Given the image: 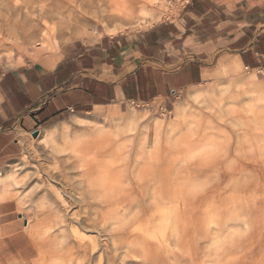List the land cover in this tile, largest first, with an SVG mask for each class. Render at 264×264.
Listing matches in <instances>:
<instances>
[{
	"label": "rangeland",
	"instance_id": "obj_1",
	"mask_svg": "<svg viewBox=\"0 0 264 264\" xmlns=\"http://www.w3.org/2000/svg\"><path fill=\"white\" fill-rule=\"evenodd\" d=\"M155 1L0 0V76L20 66L52 67L70 50L82 52L85 47L79 46L89 47L102 36L132 34L156 26L160 23L155 19ZM69 10H73L70 18H61ZM25 17L36 25L31 37L26 32L28 26L22 28ZM53 27H57L55 39L45 33ZM12 30L19 36L16 41L9 35ZM236 71L233 74L221 66L209 82L178 94L168 108L156 102L124 107L121 112L108 107L88 115L67 113L38 124L37 137L22 134L21 154L0 166V184L10 186L13 179L18 183L0 196V264H82L75 248L82 242L94 244L101 255L109 236L100 232L107 220L101 219L102 228L93 229L99 220L96 213L104 211L99 201L116 194L109 190L113 185L125 183L124 187L131 188L126 186L129 181L169 184L170 190L180 186L196 197L213 191L206 205L197 201L191 205L196 215L207 207L220 210L221 219L216 217L218 213L211 214V228L208 225L203 233L194 223L188 231L166 230L173 240L175 234L185 238L184 245L176 248L173 241L168 245L162 233L147 235L146 224L136 230V237L143 242L135 245L147 244L154 250L157 245L169 247L185 258L176 261L169 252L164 263L264 264V251L259 252L255 238L257 220L242 213L244 207L252 210L264 197V75H249L243 67ZM220 100L222 107L216 104ZM117 113L130 128L116 126L113 119ZM150 120L177 127L172 133L161 132L156 142L150 136L146 140L147 135H140V124ZM55 139L59 145L53 143ZM249 158L263 165L260 176L239 168L240 161ZM258 177L262 187L254 193L252 184ZM243 184L250 186L247 193L240 191ZM124 206L119 207L123 212ZM118 227L105 225L106 231ZM87 264H92V258Z\"/></svg>",
	"mask_w": 264,
	"mask_h": 264
},
{
	"label": "crops",
	"instance_id": "obj_2",
	"mask_svg": "<svg viewBox=\"0 0 264 264\" xmlns=\"http://www.w3.org/2000/svg\"><path fill=\"white\" fill-rule=\"evenodd\" d=\"M118 35L82 44V52L70 50L52 67L20 66L0 76V166L21 154L22 134L64 114L108 107L121 112L132 103L168 108L178 94L209 82L221 66L233 74L237 68H263L264 0H191L176 24ZM222 101L216 104L222 107ZM113 121L131 127L119 113ZM149 122L159 125V137L174 131L168 126L177 127L150 120L140 124L141 133ZM53 143L59 145L57 139Z\"/></svg>",
	"mask_w": 264,
	"mask_h": 264
},
{
	"label": "bare ground",
	"instance_id": "obj_3",
	"mask_svg": "<svg viewBox=\"0 0 264 264\" xmlns=\"http://www.w3.org/2000/svg\"><path fill=\"white\" fill-rule=\"evenodd\" d=\"M167 1L168 0H156L154 2L153 8L155 9L154 10L155 19L158 20L159 23H160V18H161L159 16V15H161L160 9H163L165 7ZM117 7L119 9H121L122 5H118ZM65 8L68 9V7L64 6V9ZM72 11L73 10H69V12L65 15L61 13L62 14L61 18H63V17L64 18H70V16L72 15L71 14ZM27 21L28 20L25 17V22H24L22 28L23 27L26 28V26H28V29L26 30V32H29L28 36H30V34L33 33V30H32L34 28L33 25L34 26H36V25L31 24L29 21L28 22ZM69 26H68V28H69ZM56 30H57V27H53L51 29H47L45 31V33L47 36L51 35V38L55 39L56 38V36H55ZM25 34L26 33H24V35ZM121 34H123V33H121ZM9 35H11V36L13 35V37L15 38V41L19 39V36L17 37L14 30H12L9 33ZM31 40H32V38H31ZM28 41H30V39ZM15 45L17 46V42L13 43V47H15ZM246 69L250 71L249 75H256V76H258V74L264 75V67L260 68V69H249V68H246ZM248 87L246 89H248ZM247 92H249V91H247ZM251 95H252V93H251ZM259 102H260V100H259ZM131 106L137 107L138 105L132 103ZM252 110H254V109H252ZM246 121H247V119H246ZM249 121H250V119H249ZM245 124H248V123L245 122ZM168 127H169L168 129H170V130L172 128H174L173 126H171V127L168 126ZM144 128H145V130H144L145 132H142L140 134L141 136L147 135V138H145L146 140H148V138L150 136V137H153L154 142L158 141L159 136H158L157 131L160 128L158 124L154 125V124H151V122H149L146 124V126ZM100 133L102 134V132H100ZM64 142H66V141H64ZM259 162H260V160H259ZM263 164H264V162H263ZM262 166L263 165L258 164L254 158H252V160L249 158V159H245L244 161H242L239 165V168L242 171L243 170H252L253 172H256L257 174H259V176H260L261 169L264 167V166L263 167ZM150 173L152 174V172H150ZM181 173H182V171H181ZM131 175H132V173H131ZM171 177H172V175H171ZM258 178H259V180L257 179V181L252 184V187H254V193L257 191H260V189H261L260 186L262 187L261 178L260 177H258ZM169 180H171V179L169 178ZM13 181L14 182L12 184H10V186L8 185V183H1L0 184V196L8 193L12 186L18 184L16 182V180L13 179ZM135 182H137V180ZM138 183H139V181H138ZM164 183H165V181H164ZM124 184L125 183H123V186H120V187L109 188V190L111 192H112V190H114L113 192H115V190H116L117 195L115 193H111L110 197L101 198V201H99V202H102V203L99 206L104 211H102V213H100V212L96 213V215L98 216L97 218L99 220L104 219V222H106V220L108 221V222H106L107 224L105 223V225L109 224L112 227H115L116 225H118L119 227L116 230L106 231L105 225L103 226V224H102L103 221L102 220H101L102 222L99 220L97 221V219H96L95 223H93V227H94L93 229L102 228V226H103V228L105 230L101 229L100 232H103L109 236V241H107V242L110 244L107 243V246H104L106 248H103V250H102L103 253L101 255L97 254L98 251L97 250L95 251V246H92V245H94L92 243L87 244V243L82 242V243L76 244L77 246L75 248L77 249V252H76L77 257L78 258H79V256L81 257L82 264H87V261L90 260V258H92V264H104V263H106V264H128L127 261H131V262H129V264L132 262H134L135 264H168L167 262L164 263L163 260L164 259L168 260V255L170 254L169 252H171L168 249L169 247L162 248L161 246L157 245V246H154V247H156V250H154L153 246H150L147 244L146 245H135L134 244V242H140V241L143 242V238L136 237L137 235L135 234L136 230L139 229V226H141L142 224H146V226H148L147 232H145L147 235L150 234V235L157 236L159 233H162V235L165 238V241L167 242L168 245H171V241H173V243H172L173 246H175V245L179 246V245L185 244V242H184L185 238L183 240L182 236L180 234H175V236H174L175 238L173 240L166 234V230L172 229L173 231H175L174 233H176V232H178V230H182L184 228H187V231H188V229H191L190 227H193L194 223H195V226H197V227L200 226V230L204 233L205 232L204 230L207 229L208 225L210 227V224L213 223V222L209 221V219H211V217H210L211 214H213V213L217 214L218 213V216H216V217L220 218V216H221L220 210H217L215 208L207 207L205 209V211L202 212L203 214L201 212H198L197 215L195 213H193L194 208L191 209V205L192 206H193V204L196 205L195 201H197L198 205H201V204L206 205L208 198L213 194L212 190L202 194L199 197H196L197 195L191 194L190 191H184L183 188H181L180 186L178 188H173L174 191L170 190L168 188L169 184L155 185V184L142 183L141 182L139 185H137L134 182L129 181L126 186H131V188L124 187ZM162 184H163V182H162ZM249 189H250V186L248 184H243L240 188V191L242 190L245 193H247L249 191ZM263 190H264V188H263ZM91 193H92V191H91ZM105 194H106V192H105ZM71 195H72V193H71ZM97 196H99V195H97ZM94 197H96V195ZM101 197H102V195H101ZM151 202H153V203H151ZM124 203L126 206L123 207L124 209L121 208L122 210H124V212H123L120 210L119 207L121 204H124ZM150 204H152L154 206V208H150V206H149ZM99 206H98V208H99ZM181 207H184V209L183 208L181 209ZM172 209H174V211H171ZM162 213H164V216L162 215ZM242 213H243V216L251 215L253 218H255L257 220L255 223V238L257 239V242L259 244L258 245L259 246V252L263 253V251H264V197L261 198V200H259L253 206L252 210H248L246 207H244L242 209ZM245 213H247V214H245ZM200 221H202V222H200ZM85 223H87V222H85ZM222 223L223 222L221 220L219 225L222 226ZM137 225H138V227L136 228ZM142 230H144V229H142ZM168 231H167V233H168ZM172 235H171V237H172ZM171 254L173 256H175L176 261H179L180 259H183V260L185 259L182 255L176 254L175 252H171ZM103 259H104V261H103Z\"/></svg>",
	"mask_w": 264,
	"mask_h": 264
},
{
	"label": "built area",
	"instance_id": "obj_4",
	"mask_svg": "<svg viewBox=\"0 0 264 264\" xmlns=\"http://www.w3.org/2000/svg\"><path fill=\"white\" fill-rule=\"evenodd\" d=\"M191 0H168L163 9H160V24H176L181 21Z\"/></svg>",
	"mask_w": 264,
	"mask_h": 264
},
{
	"label": "water",
	"instance_id": "obj_5",
	"mask_svg": "<svg viewBox=\"0 0 264 264\" xmlns=\"http://www.w3.org/2000/svg\"><path fill=\"white\" fill-rule=\"evenodd\" d=\"M38 134H39V132H38V131H35V132H33V136H34V137H37V136H38Z\"/></svg>",
	"mask_w": 264,
	"mask_h": 264
},
{
	"label": "snow or ice",
	"instance_id": "obj_6",
	"mask_svg": "<svg viewBox=\"0 0 264 264\" xmlns=\"http://www.w3.org/2000/svg\"><path fill=\"white\" fill-rule=\"evenodd\" d=\"M228 7H230V5H228Z\"/></svg>",
	"mask_w": 264,
	"mask_h": 264
}]
</instances>
